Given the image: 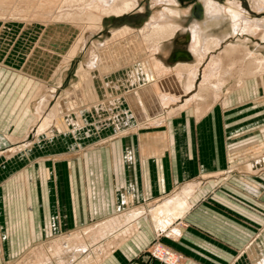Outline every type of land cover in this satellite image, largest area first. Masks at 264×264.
I'll return each mask as SVG.
<instances>
[{
    "label": "crops",
    "instance_id": "crops-1",
    "mask_svg": "<svg viewBox=\"0 0 264 264\" xmlns=\"http://www.w3.org/2000/svg\"><path fill=\"white\" fill-rule=\"evenodd\" d=\"M206 2L185 16L204 18ZM221 8L231 20L236 11L255 20L234 5ZM172 19L178 26L174 34L183 30ZM226 28H216L224 29L217 42ZM171 37L155 55L162 58L168 50L162 60L169 68L189 63L167 65ZM148 76L145 86L152 80L149 71ZM198 79L163 107L164 118L157 117V108L145 115L158 123L141 116L129 130L96 129L92 140L73 137L74 155L56 158L54 173L23 195L24 236L16 241L14 223L8 259L15 258L12 247L22 245L34 248L19 264H161L145 250L160 230L182 253L178 264H264V129H234L238 120L223 115L221 97L194 96ZM161 219L163 227L156 224ZM41 224L45 233L56 230L55 237L35 242L42 237ZM81 246L86 252L76 251Z\"/></svg>",
    "mask_w": 264,
    "mask_h": 264
},
{
    "label": "rangeland",
    "instance_id": "rangeland-1",
    "mask_svg": "<svg viewBox=\"0 0 264 264\" xmlns=\"http://www.w3.org/2000/svg\"><path fill=\"white\" fill-rule=\"evenodd\" d=\"M203 1L175 0L174 3H166L164 0H138L136 6L126 12L104 15L100 27L95 29L96 21L87 23L86 19H78L88 11L99 13L92 8L90 0H0L1 264H19L17 260L34 248L15 245L11 254H15L17 262L8 259V239L10 234L13 235L11 227L15 223V239L21 242L25 215L23 195L34 187L38 189L40 180L52 171L54 173L56 158L74 155L70 144L75 136H89L92 140L96 129L129 130L135 126L136 113L142 120L141 116L145 118L161 104L163 99L149 90L153 79L149 86H145L149 83L145 68L148 40L141 37V43H138L136 37L124 39L126 35L114 38L118 30L141 29L153 15H160L170 22L175 18L183 30H177L170 40L173 42L167 65L172 66L176 61L192 63L196 72L192 77L195 81L199 77V83L200 80L202 82L204 69L208 66L206 71L211 70V58L215 59L217 66L214 72L211 70L214 73L211 76L224 81L221 89L197 98L208 97L211 101L214 97H221L223 115L228 116L227 120H238L234 129H264V79L258 75L259 65L248 61L255 60L260 51L258 49L264 47V29L250 31L238 27L235 33H230L235 31L230 29L222 41L211 44L210 49L200 57L193 53L190 55L192 42L186 36V28L203 17L188 19L185 15L203 8ZM213 1L218 7L234 5L251 19L264 18V6L256 8L257 0ZM230 21L227 18L223 22L227 29ZM89 24L92 27L84 33ZM230 42H241L254 54L245 58L239 47L235 59L230 58L231 54L226 58L223 51ZM167 51L160 54L162 58L167 59ZM92 57V64L87 65ZM241 57L243 63L240 62ZM135 82L137 85L133 84ZM243 89L248 91L241 92ZM232 94L235 99L241 100L232 99ZM243 94L246 97L241 98ZM138 101L143 106L139 104V107ZM168 101L163 103L168 104ZM154 112L160 114L161 110ZM163 115L157 116L164 118ZM150 121L156 120L150 118ZM136 123H140L138 118ZM114 124L119 127L114 129ZM25 211H31L30 205H26ZM44 226L41 224V239L35 242H47L57 234L56 230L45 233ZM174 232L170 233L172 237H175ZM164 239H168L164 232L157 231L145 247L146 253L151 259L166 264L158 258L161 252L157 249H168L175 253V264H178L183 258L182 253Z\"/></svg>",
    "mask_w": 264,
    "mask_h": 264
},
{
    "label": "bare ground",
    "instance_id": "bare-ground-1",
    "mask_svg": "<svg viewBox=\"0 0 264 264\" xmlns=\"http://www.w3.org/2000/svg\"><path fill=\"white\" fill-rule=\"evenodd\" d=\"M137 1L138 0H110V1L109 0H90V2L93 4V5H91V6H93L92 8L94 10L98 11L99 13L95 14L92 11H88L85 15L79 16L78 19H86L87 23L88 22L92 23V22L96 21V23H95L96 27H93L96 29V28L100 27L101 20H102L104 15H109V14L119 15L123 12H126V11L132 9V7L136 6ZM255 5L258 6L256 8H259V9L262 8L264 6V0H257ZM242 13H243V11H242ZM227 18L230 21V17L225 15V12L223 11V9L220 6L218 7L215 4V2H213L212 0H207V2L205 3V15L203 18V22L192 23L189 26V28L186 29V31L188 33V38L191 39V42H192L190 44V49H191L192 53L194 54V56L200 57L201 54H204L205 52H207L210 49L209 46L212 43L214 44L219 39H221L220 36L223 33L220 34V32H218L216 30V28L222 26L224 20ZM232 18H233V21H235V22L230 21V23L228 24L229 29L226 28L227 32L230 31V29L231 30L233 29L236 31L238 27L240 29L250 30V31H254L256 28H259V30L264 29V18L249 20L247 17H244L239 11H236L232 15ZM88 26H89L88 28L84 29V33L86 32L85 30L92 27L91 24H89ZM176 29H178L177 24H174V23L168 21L167 19H165L163 17H159L158 15H154V16H152L151 21L148 22V24H146L141 29L134 30L131 28H123V29H120L117 32H115L113 35L114 38H116L118 36L121 37L123 35H126L125 37H123L124 39L136 37L138 40V43L140 42L139 39L141 37L145 40H148V42H146V43L148 44L150 51L148 50V52H147L148 59H147V63H146L145 68L148 69V71L151 74L152 79H153V82H152L149 90H151V92L156 97H160L163 99L161 104L157 105V109L161 110L160 114L163 113V107L169 105V102L174 100L175 95H178L180 93L185 94L190 88H192V82H194L192 75L195 76V73H196L195 68L192 65V63L191 64H189V63H181L180 64L179 63V64H176L174 67L169 68L168 66L164 65L162 58L160 56L157 57L154 53L156 50H158L159 48H161L163 46V43L166 40L170 39V37L174 34ZM181 29H182V27H181ZM211 36H216V38L215 39L211 38L209 40V38ZM164 39H166V40L163 41ZM239 47H241V49L243 50L245 58L247 56H249V54H252V53L254 54V52L250 51L249 47H247V46L243 47V45L241 43H240V45L232 43V44H228L224 47V51H223L224 57L227 58L231 54L230 58L235 59L234 56L239 54L238 53L240 50ZM105 48H103V49H105ZM98 50H100V49H98ZM258 50H260V51L258 52L257 55H255L257 58L255 57L256 58L255 60H248V61H249V63L252 62L250 64L255 65L257 63L259 65L258 75L264 79V75H263L264 74V47L261 49L259 48ZM240 59L242 60L240 62L243 63L244 59H242V57ZM249 59H253V58H249ZM92 60H93V57L91 58L89 63H87V65H91ZM216 63L217 62L215 61V59L211 58L210 63H209V64H211V66H209V67L211 68V70H213V72H214V67L217 66ZM97 65H96V67H97ZM206 68L204 70L203 80H202L200 86L198 87V91L194 94L195 97H200L201 95L207 96L208 94H210L212 92H217L219 89H221L222 83L224 82V81L216 80L215 76H211L214 73L210 69L208 71H206L208 69V68L207 69ZM133 84L137 85V82H135ZM120 90H122V89H120ZM244 91H248V89H243L241 92H244ZM238 95L239 94H236V97ZM243 97H246V95L243 94L241 96V98H243ZM235 100L240 101L241 99L237 98ZM164 101L165 102L168 101V104L163 103ZM137 103H138V105L140 104L139 101ZM228 103H230V102H228ZM140 105L143 106L142 103ZM140 105H139V107H141ZM160 114L156 113V115H160ZM136 116L138 118V121L141 122L142 120L140 119V116L138 115V113H136ZM136 116L134 117V122H133V124H135V125L137 124L136 123V119H137ZM144 119L150 121L149 118L147 119L145 117ZM150 122H151V124L152 123L155 124V123H158L159 121H150ZM160 221L162 223H160ZM160 221L156 222V224L163 227L165 220L161 219ZM160 224H162V225H160ZM173 235L176 237L177 232L175 231ZM74 237H76V235ZM53 248L56 250V247H53ZM47 250H48V248H47ZM84 250H85L84 246L78 247L76 249V251H79V253L80 252H86ZM56 253H58V252L56 251ZM259 253L263 254L262 250H260ZM173 259H174V254L172 253V254H170V260H173Z\"/></svg>",
    "mask_w": 264,
    "mask_h": 264
},
{
    "label": "built area",
    "instance_id": "built-area-1",
    "mask_svg": "<svg viewBox=\"0 0 264 264\" xmlns=\"http://www.w3.org/2000/svg\"><path fill=\"white\" fill-rule=\"evenodd\" d=\"M160 253L159 255V259L162 260L163 262H165L166 264H175L176 263V256H175V253L169 251L168 249H164V248H159L157 249ZM174 254V259L173 260H170V254Z\"/></svg>",
    "mask_w": 264,
    "mask_h": 264
}]
</instances>
